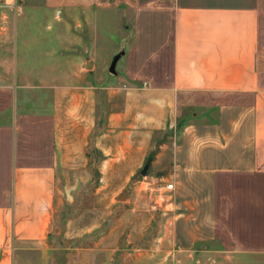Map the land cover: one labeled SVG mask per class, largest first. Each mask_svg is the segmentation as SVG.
I'll return each instance as SVG.
<instances>
[{
    "label": "crops",
    "instance_id": "1",
    "mask_svg": "<svg viewBox=\"0 0 264 264\" xmlns=\"http://www.w3.org/2000/svg\"><path fill=\"white\" fill-rule=\"evenodd\" d=\"M104 117L93 148L166 180L168 252L264 264V0H0V264H51L59 157Z\"/></svg>",
    "mask_w": 264,
    "mask_h": 264
},
{
    "label": "rangeland",
    "instance_id": "2",
    "mask_svg": "<svg viewBox=\"0 0 264 264\" xmlns=\"http://www.w3.org/2000/svg\"><path fill=\"white\" fill-rule=\"evenodd\" d=\"M107 16L117 19L113 20V26L119 22L108 33L112 44L116 40L119 44L112 48L109 60L99 63L102 68H96L92 78L112 86L120 84L114 78L118 72L109 70L112 53L127 48L133 22L131 14ZM81 19L82 15H75V23ZM77 66H81L76 68L79 73L88 71L84 64ZM119 69L116 67V71ZM102 71L105 76L98 77ZM82 81V75L75 77V84ZM199 100L207 101L204 96ZM112 104L108 100L107 114ZM109 129L104 117L95 127L88 149L75 154L63 150L59 157L57 202L50 237L51 264H198L200 261L195 262L194 254L168 252L173 244L172 232L169 230L168 237L163 238V231L173 224L169 208L165 206L162 190L154 189L150 193V185L160 186L166 180L157 179V172L151 167L146 174L141 172L150 160L136 163V158L126 157L108 162L103 149L93 148L98 135L113 133ZM110 142L109 139L102 141L103 144ZM122 195L124 198L120 199ZM216 259L203 254L201 264H224Z\"/></svg>",
    "mask_w": 264,
    "mask_h": 264
},
{
    "label": "water",
    "instance_id": "3",
    "mask_svg": "<svg viewBox=\"0 0 264 264\" xmlns=\"http://www.w3.org/2000/svg\"><path fill=\"white\" fill-rule=\"evenodd\" d=\"M111 70H112V71H115L114 66L111 67ZM149 168H150V163H149V161H147V162L144 164L143 168L141 169V172H142L143 174H146V173L149 171Z\"/></svg>",
    "mask_w": 264,
    "mask_h": 264
},
{
    "label": "built area",
    "instance_id": "4",
    "mask_svg": "<svg viewBox=\"0 0 264 264\" xmlns=\"http://www.w3.org/2000/svg\"><path fill=\"white\" fill-rule=\"evenodd\" d=\"M167 186L168 187H173V183L172 182H169V183H167Z\"/></svg>",
    "mask_w": 264,
    "mask_h": 264
}]
</instances>
